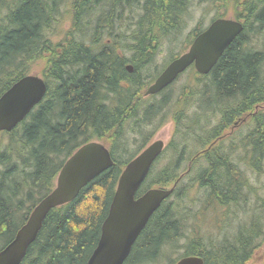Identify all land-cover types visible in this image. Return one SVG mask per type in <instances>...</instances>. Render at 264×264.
<instances>
[{
    "label": "trees",
    "instance_id": "16d2710c",
    "mask_svg": "<svg viewBox=\"0 0 264 264\" xmlns=\"http://www.w3.org/2000/svg\"><path fill=\"white\" fill-rule=\"evenodd\" d=\"M64 1L0 0V97L42 59L48 84L46 97L30 115L11 132L0 133V251L54 190L67 160L83 145L99 141L109 148L115 165L75 200L52 209L22 262L88 264L123 170L149 145L171 106L176 109V137L137 196L155 187L177 186L151 217L125 264H153L170 250H178V260L199 256L204 264H247L264 238L258 219L241 226L231 238L206 242L197 236L182 245L186 229L179 208L195 188L207 191V205L235 202L247 186L246 173L232 161L238 149L244 150L243 162L253 172L263 170L264 0H245L244 30L209 74L190 67L180 76L187 84L178 94L173 84L153 103L145 98L148 87L205 28L202 24L194 28L183 45L188 47L171 52L159 66L156 58L164 40L171 42L183 34L192 3L230 0H76L67 39L53 42L51 33ZM253 110L251 133L223 146L222 131ZM210 114H222L221 122L206 131ZM197 144L202 148L187 152L188 146ZM169 151L170 162L157 170ZM184 159L192 161L190 170ZM202 160L204 165L197 170Z\"/></svg>",
    "mask_w": 264,
    "mask_h": 264
},
{
    "label": "water",
    "instance_id": "95a60500",
    "mask_svg": "<svg viewBox=\"0 0 264 264\" xmlns=\"http://www.w3.org/2000/svg\"><path fill=\"white\" fill-rule=\"evenodd\" d=\"M243 30L240 22L215 20L186 53L166 67L145 96L159 94L191 66L201 75L209 74ZM128 69L133 72L131 66ZM47 93L48 84L40 76L26 75L18 80L0 97V132L14 130ZM164 149V141L153 142L123 170L102 225L101 238L88 264H125L151 217L174 193L177 183L172 188H152L137 197ZM114 165L110 150L103 143L93 141L80 147L64 164L54 190L34 208L15 238L0 251V264H22L52 209L75 200L90 182ZM177 264H204V260L199 256H187Z\"/></svg>",
    "mask_w": 264,
    "mask_h": 264
},
{
    "label": "rangeland",
    "instance_id": "374dc122",
    "mask_svg": "<svg viewBox=\"0 0 264 264\" xmlns=\"http://www.w3.org/2000/svg\"><path fill=\"white\" fill-rule=\"evenodd\" d=\"M75 1L76 0L64 1L57 25H55L56 27L51 33L53 42H64L65 38L67 39V33L71 31L74 22L73 7ZM241 6L242 4L239 3V0H230L228 4L224 5H222L221 2H218L217 4L212 2L201 4L199 2L192 3L185 18V29L183 31V34L178 39L171 42L164 40V43L161 46V49L156 58L157 65H165V63L170 59L171 52L179 53L180 51L186 49L188 46L183 45L185 44V42L191 39V37L189 36L194 28L201 24L204 28L209 27L212 20L219 16L222 12H224L226 17H228L229 19H233L237 14V10H242ZM103 7L104 5L100 7V9ZM87 19L85 21H87ZM78 36L81 37V34H79ZM89 41L90 39H88L87 43H89ZM263 44V41H261L260 46L263 47ZM170 63L164 66L163 71ZM45 65L46 64L44 59H42L41 61H35L29 67V73L32 75L43 77L44 69L46 67ZM185 84H187L186 77H180L174 83V94H178L181 87ZM161 97V95H156L154 97L145 98H151L149 102L153 103L161 99ZM261 110H263V108H261ZM175 111L176 109L174 107H169L164 124L154 133L149 145L155 141L162 140L165 142L167 147L169 143L176 137V122L174 119ZM252 112H254V110L250 113ZM221 115L222 114L209 115L210 123L208 122L209 125H206V131L210 128H216V126L220 124ZM238 120L239 124L236 127H234V124H231L227 129L222 131V135L225 136L224 140H221L224 141L223 146H226L232 142L238 143L241 137L247 136L254 129L255 123L253 122L252 117L249 116V113H245ZM205 122H207V120ZM129 135L130 137H132L131 134ZM202 136L206 137L210 135L204 134ZM2 142L3 138H1L0 136V146ZM195 147H197V149H195ZM195 147L188 146L187 152L189 151V153H192L202 148L198 144L195 145ZM135 148L136 147H132V150H135ZM193 155L194 154L191 155L190 159L195 158L192 157ZM243 155L244 150L242 148L238 149L237 153L233 156L232 159V161L236 165H239L241 167L242 171L246 173L245 176L247 177V186L243 188L235 202H231L230 204L223 207H221L219 203L218 204L220 206H216L214 203H210V205H207L206 190L195 188L189 192V197L185 199V204L181 208H179L181 215L184 216L186 229V238L182 240V245L190 244V241H194L197 236H200L206 242H208V240L210 239L219 241L226 237L231 238V236L235 235L241 226L248 227L254 219H258L263 224L262 226L264 229V160L262 161L263 170L261 172H253L250 167L247 166L246 163H244L246 160L244 159ZM171 156L172 154L170 155V151L167 152V154L164 155L163 159L159 161L157 170H161L163 167H165L170 162ZM183 161L186 164V168H189L190 170L192 167V161L188 159H184ZM204 162L205 161L202 160L196 165L195 168L197 170H200V167H202V164ZM166 188H171V186H168ZM184 252L185 250L181 251L182 254ZM178 258V250H170L153 264H172L171 260L174 259L177 261ZM263 262L264 238L259 241V247L252 256V259L247 264H263Z\"/></svg>",
    "mask_w": 264,
    "mask_h": 264
},
{
    "label": "flooded vegetation",
    "instance_id": "af4514ba",
    "mask_svg": "<svg viewBox=\"0 0 264 264\" xmlns=\"http://www.w3.org/2000/svg\"><path fill=\"white\" fill-rule=\"evenodd\" d=\"M239 3H241L242 4V6H241V8H242V10H240V11H238L237 10V14L235 15V17L233 18L235 21H238V22H241L242 24H243V26H244V24H245V22H246V18H247V14H246V11H245V7H243L244 6V4H245V0H239ZM225 3H222V5H224ZM238 9V8H237ZM239 15V16H238ZM218 18H228V17H226V15H225V13L224 12H222V13H220V15H219V17ZM260 108H263V110H262V113H263V120H264V103L262 104V106L260 107ZM249 116L250 117H252V120H253V122H254V119H255V112H252V113H250L249 112ZM234 124V127H236L238 124H239V120L238 119H236L235 120V122L233 123ZM232 124V125H233ZM224 137L225 136H220V140H224Z\"/></svg>",
    "mask_w": 264,
    "mask_h": 264
}]
</instances>
